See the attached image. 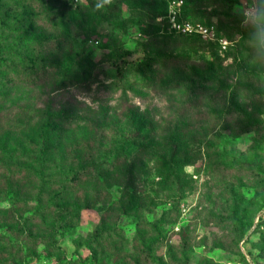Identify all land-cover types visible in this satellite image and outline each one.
<instances>
[{"label":"rangeland","instance_id":"374dc122","mask_svg":"<svg viewBox=\"0 0 264 264\" xmlns=\"http://www.w3.org/2000/svg\"><path fill=\"white\" fill-rule=\"evenodd\" d=\"M223 1L0 0V264H264V0Z\"/></svg>","mask_w":264,"mask_h":264},{"label":"built area","instance_id":"2783aa9c","mask_svg":"<svg viewBox=\"0 0 264 264\" xmlns=\"http://www.w3.org/2000/svg\"><path fill=\"white\" fill-rule=\"evenodd\" d=\"M171 14L172 16L170 17L171 18L170 20L172 22V25L180 29L179 25H177L176 23L175 11L171 12ZM246 14H248V12ZM182 31L183 32H195L197 35L201 37V39L209 41V42L216 41L214 32L208 28H202V27L192 28L188 25H182Z\"/></svg>","mask_w":264,"mask_h":264},{"label":"trees","instance_id":"16d2710c","mask_svg":"<svg viewBox=\"0 0 264 264\" xmlns=\"http://www.w3.org/2000/svg\"><path fill=\"white\" fill-rule=\"evenodd\" d=\"M192 1H194V3H197V7L211 6L214 4H218V2H222V4L225 3V1H223V0L222 1L221 0H192ZM116 5H118V6L121 5V1H116ZM227 6L229 7L228 3H227ZM106 7L111 9L112 4L107 5ZM40 150H42V149H40ZM40 154H43V151H40Z\"/></svg>","mask_w":264,"mask_h":264},{"label":"clouds","instance_id":"9594fccd","mask_svg":"<svg viewBox=\"0 0 264 264\" xmlns=\"http://www.w3.org/2000/svg\"><path fill=\"white\" fill-rule=\"evenodd\" d=\"M111 3L112 0H97V3L95 4V8L99 10L107 5H110Z\"/></svg>","mask_w":264,"mask_h":264}]
</instances>
